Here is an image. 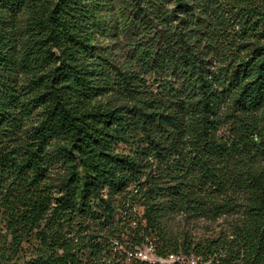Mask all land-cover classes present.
<instances>
[{"label":"trees","instance_id":"trees-1","mask_svg":"<svg viewBox=\"0 0 264 264\" xmlns=\"http://www.w3.org/2000/svg\"><path fill=\"white\" fill-rule=\"evenodd\" d=\"M168 210L232 219L179 242ZM145 235L264 264V0H0V264H147Z\"/></svg>","mask_w":264,"mask_h":264},{"label":"rangeland","instance_id":"rangeland-1","mask_svg":"<svg viewBox=\"0 0 264 264\" xmlns=\"http://www.w3.org/2000/svg\"><path fill=\"white\" fill-rule=\"evenodd\" d=\"M17 17L19 20L17 21V24H20L22 26L26 17V13H20ZM116 38L117 37H115V35L112 33L107 38L104 39L102 38L100 40V43L102 44V46L107 45L112 47V49H114L117 52ZM121 43L122 45H120V48L122 52L126 55L127 49L129 47L128 46L129 41H126L124 39ZM141 88L140 89L144 90L145 92L139 94L138 96L143 99L145 98L146 93L149 95V92H155L154 81L149 79L148 82L146 83V87L145 88L141 87ZM120 148H122L123 151H129L131 146H129V144L124 143L120 145ZM153 162L154 165L158 164L162 166V164L157 160L153 159ZM63 174H64V169L61 166V164L58 161H54L51 165L49 172V181L52 186L54 195H56L57 192H59L58 183ZM143 209L144 207L141 204V199H140L134 203L132 210L134 211V213L136 212L135 214H137L138 212L142 213ZM119 217H120V213L117 211L114 214L113 220L116 221L119 219ZM162 219H163L162 223L165 226V229L172 235H176L178 237L179 242H182L184 239L187 240L192 239L193 241L205 242L207 240L216 238L219 234L226 232L229 228L228 224L232 218L227 219L224 216H220L217 217L216 219H210L203 216H192L188 213H183L181 211L172 212L168 210L167 215L164 216ZM94 232L97 233V230L95 229ZM36 244L37 242L32 236L27 241H23L21 245L22 250L19 257L20 263L25 258H29L35 252ZM202 262L204 261L202 260Z\"/></svg>","mask_w":264,"mask_h":264},{"label":"built area","instance_id":"built-area-1","mask_svg":"<svg viewBox=\"0 0 264 264\" xmlns=\"http://www.w3.org/2000/svg\"><path fill=\"white\" fill-rule=\"evenodd\" d=\"M119 241L114 239L112 242L113 248H118ZM120 254L124 257L126 262H140L147 264H208L202 262L200 257L194 255H186L184 253H168L160 255L156 251V244L154 240L145 235L143 241L139 245L123 248Z\"/></svg>","mask_w":264,"mask_h":264}]
</instances>
